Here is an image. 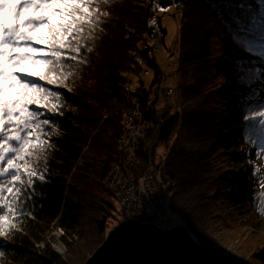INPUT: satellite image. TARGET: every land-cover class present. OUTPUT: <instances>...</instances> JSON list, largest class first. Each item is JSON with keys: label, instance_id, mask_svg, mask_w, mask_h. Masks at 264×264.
Listing matches in <instances>:
<instances>
[{"label": "trees", "instance_id": "obj_1", "mask_svg": "<svg viewBox=\"0 0 264 264\" xmlns=\"http://www.w3.org/2000/svg\"><path fill=\"white\" fill-rule=\"evenodd\" d=\"M174 7L180 12V81L170 110L161 113L149 104L162 75L153 61L151 42L156 31L165 38L167 28L161 13L164 10L174 16L170 11ZM99 8L103 23L92 30L95 39L88 42L89 50L77 57L78 62L66 65L70 72L65 73L66 79L57 81V85L66 87L40 82L60 91L66 107L47 133L50 148L34 154L33 159L39 158V168L47 174L16 205L24 215L13 219L11 229L0 240V264H77L101 244L112 215L130 216L118 205L104 178L115 164H122L135 177L146 168L147 159L145 162L143 158L140 167L127 164L116 140L133 99L156 123L144 141L164 148L159 166L169 193V211L178 214L197 238V228L203 226L214 201L208 192L216 185L212 178L221 176L224 169L215 162L219 155L209 156L207 140L216 136L206 137L208 131L217 128L222 115L195 113L196 103L204 96L224 99L228 95L241 118L238 130L242 149L249 155L257 154L264 144V128L258 120L245 118L253 111L264 110L260 108L264 104V0H108ZM207 24L227 47V60L220 64L217 78L213 76V60L210 63L197 53ZM147 62L157 68L149 85L142 77ZM131 75L136 76L138 86L133 99L125 90ZM225 81L229 83L228 93L214 92ZM210 85L213 87L206 94ZM41 118L51 119L48 114ZM215 144L219 145L218 140ZM29 164L36 167L33 161ZM257 166L264 169L263 163ZM243 171L252 181L245 204L264 219V195L255 182L254 167L247 164ZM54 226L64 233L66 255L49 244V231ZM79 228L83 233L74 237Z\"/></svg>", "mask_w": 264, "mask_h": 264}, {"label": "snow or ice", "instance_id": "obj_2", "mask_svg": "<svg viewBox=\"0 0 264 264\" xmlns=\"http://www.w3.org/2000/svg\"><path fill=\"white\" fill-rule=\"evenodd\" d=\"M107 3L0 0V240L11 229L13 219L24 215L16 205L38 181L45 180L47 172L39 168L40 160H34V154L50 148L47 133L66 107L60 91L40 82L66 87L57 81L70 72L66 65L78 62L77 57L89 50L88 42L95 39L92 30L103 23L99 5ZM31 105L42 107L43 112L30 110ZM44 114L51 119H42ZM245 118L258 120L264 128V110ZM257 154L264 157V144ZM253 167L255 182L264 195V169Z\"/></svg>", "mask_w": 264, "mask_h": 264}, {"label": "rangeland", "instance_id": "obj_3", "mask_svg": "<svg viewBox=\"0 0 264 264\" xmlns=\"http://www.w3.org/2000/svg\"><path fill=\"white\" fill-rule=\"evenodd\" d=\"M170 11L174 13V16H170L168 13H165L164 10H162L161 13L162 24L167 28L165 38L156 31L158 36L157 38H152L151 44L152 56L154 58L153 61L162 74L161 82L163 89L166 86L174 88L175 95L177 91L176 84H179L178 81H180L177 68L180 51L178 43L179 20L177 16L180 12L176 7L172 8ZM159 15L160 14L158 13V16ZM213 35L214 30L212 26L207 24L205 31L201 34L200 47L197 53L200 57L209 60L210 63L211 60H213L212 64H216L213 67V76L215 74L217 78L219 76L218 70L220 69V64H222L224 60H227V47H225L226 45H224L221 38H219L216 34L214 36ZM162 38L164 39L162 40ZM147 63L145 64L144 71H148L149 73L147 74L144 72V76L142 77L145 79L146 84L149 85L156 66L152 67L150 62ZM127 81H131L135 85L137 78L135 75H131ZM212 87L213 85H210L207 89ZM229 90V83L225 81L222 86H216L214 92H220L225 95ZM210 91L211 89L206 94H209ZM227 96H225L224 99L218 98L217 96L213 98V95L209 98L204 96V98L197 102L194 107V112L198 114L220 113L222 115L220 121L217 123V128L212 129L210 132L208 131L206 133V137L217 136L215 139L213 138L212 140H207V143H209L207 146L210 151L209 156L211 159L220 152H226V154L219 160L215 161L216 164L222 168V170L224 169V172L221 176L218 174H214L215 176L211 174L214 176L212 180L216 182V185L211 186L208 192H210V196H214V201L212 200L211 205H209V210L206 207L210 214L203 219V226H198L199 228L196 227L199 232V237L197 238L191 230H189V228L187 229L218 264H264V219L259 218L257 214L254 215L253 210L248 208L245 204L244 198L246 196V191L252 188V181H250L246 172L243 171L244 166L247 164H252L253 166H257L262 163L264 164V157H260L258 154L253 153L249 155L244 149H242L240 139L241 134L238 130L242 125L241 118L235 113L234 105L232 104L233 101L227 99ZM181 99L182 101L184 100L182 96ZM172 100L174 102L175 96L171 97V100L166 102V106H164L165 104H161V106H157L156 110L161 113L169 111ZM155 105L156 100L153 102L154 107ZM175 106L177 107V103ZM30 107L31 110L43 112V108L40 109L36 105H31ZM121 125L123 126L122 123ZM144 125L146 124L144 123ZM155 128L156 125L154 129ZM149 134L151 135L150 131L143 132L141 138L139 140L136 139V149L132 152H129L126 148L123 149L120 147L125 152V160L127 159V156H130L131 154L136 157L132 159L133 163H130L131 165L140 167L144 164L142 158L145 159V162L147 159L146 168L142 171L139 177H135L134 175L126 172L128 176L136 180L143 178L148 174V168L152 163V159L150 160L149 157L150 155L153 156V153L155 152L154 148H158L159 150L160 156L157 159L156 169L161 175L159 162H162L163 160L164 148L162 145L155 144L154 142H145L143 137L146 138ZM216 140H218L219 145H213ZM152 143L153 145L151 146ZM198 148L199 146H196L194 149L197 150ZM79 162L82 164L81 161ZM120 165L124 169V166L122 164ZM162 181L167 187L163 178ZM166 193L167 199L169 200L168 189ZM118 205H121L119 201ZM211 207L213 208V211L211 210ZM135 214L136 218H133L146 222L143 215V217L140 218L141 214ZM170 214L172 216L179 217L178 214L173 212H170ZM112 216L113 218L110 219V223L108 224L109 229L105 236H103L101 244L106 240L108 234L113 228L128 219V217L122 213ZM179 221H181L182 224L172 219L171 227L177 225H184L187 227V225L183 223L184 220L181 217H179ZM82 233V228H79L74 237L81 236ZM50 243L52 247L61 252V254H67L68 245L64 240V233L62 230L56 228V226L49 231V244ZM100 245L97 244V247H94L95 249L92 250V253ZM89 256H85L84 254L83 258L78 260L76 263L83 264L85 259Z\"/></svg>", "mask_w": 264, "mask_h": 264}, {"label": "water", "instance_id": "obj_4", "mask_svg": "<svg viewBox=\"0 0 264 264\" xmlns=\"http://www.w3.org/2000/svg\"><path fill=\"white\" fill-rule=\"evenodd\" d=\"M83 264H218L186 226L161 228L154 222L127 219Z\"/></svg>", "mask_w": 264, "mask_h": 264}, {"label": "built area", "instance_id": "obj_5", "mask_svg": "<svg viewBox=\"0 0 264 264\" xmlns=\"http://www.w3.org/2000/svg\"><path fill=\"white\" fill-rule=\"evenodd\" d=\"M157 36V33H155L154 37L157 38ZM145 73L148 74L149 72L145 71ZM125 90L132 97V99L135 98L134 94L137 91V87L131 81L126 82ZM173 93V88L166 86L163 89L161 82L160 87L157 88L154 95H152V99L149 104H153L154 100H156L155 108H157L159 95L164 96L167 101H170ZM132 101V106L136 108V111L139 112L140 115H137L134 111L127 115L126 120H122L124 132L119 137V142L122 148L124 149L125 146H127L130 152L136 149V139H138L143 132L153 130L156 125L155 120L148 117L145 111L141 109V103L135 99ZM144 123L146 125H144ZM159 156L158 152L157 156L152 158L151 166L147 171L148 174L143 178L136 180L128 176L120 164H115L106 175L104 182L114 191V193H117L119 201L125 203L126 200L128 205L124 208L127 212L131 211L132 213H139L144 216L146 222H154L159 227L165 229L171 227L172 224L170 222L172 219L176 220L180 224H182V222L179 221L178 216L176 217L170 214L166 195V186L162 181L160 173L156 169V163ZM134 158L136 157H134L133 154L127 156V159L131 161V164L133 163L132 159ZM133 191L135 193H133ZM40 245L42 246V243Z\"/></svg>", "mask_w": 264, "mask_h": 264}, {"label": "bare ground", "instance_id": "obj_6", "mask_svg": "<svg viewBox=\"0 0 264 264\" xmlns=\"http://www.w3.org/2000/svg\"><path fill=\"white\" fill-rule=\"evenodd\" d=\"M31 79H33V78H31ZM135 86L136 87H138L137 86V82H136V84H135ZM137 90H138V88H137ZM136 93V92H135ZM135 95V94H134ZM164 100V101H163ZM167 100H166V98L164 97V96H162V95H159V99H158V106H161V104H165V102H166ZM165 106V105H164ZM39 108H42V107H39ZM135 111V113L137 114V115H140V113L139 112H137L136 111V108L134 107V106H131L129 109H128V111H127V113H126V115H125V117L123 118V120H126L127 119V115L129 114V113H131V112H134ZM124 132V125L122 126V131L117 135V137H116V140H117V143H118V145L120 146V147H122L121 146V144H120V142H119V137L122 135V133ZM143 137V136H142ZM217 137V136H216ZM141 138V136H139L138 137V140ZM143 138H145V137H143ZM153 145V143L151 144V146ZM125 148H127V150L130 152V150L128 149V147L127 146H125ZM224 151V150H223ZM157 153H158V150L156 151V152H154L153 153V156L152 155H150V160L152 159V158H154L155 156H157ZM226 154V152H220V153H218L217 155H219V157H218V159L217 160H219L220 158H222L224 155ZM125 162L127 163V164H130L131 163V161L130 160H128V159H126L125 160ZM134 166V165H133ZM124 172H127L126 170H124ZM106 177V176H105ZM105 179V178H104ZM104 184H105V182H104ZM106 185V184H105ZM107 186V185H106ZM108 187V186H107ZM109 188V187H108ZM111 189V188H110ZM112 190V189H111ZM113 191V190H112ZM114 192V191H113ZM133 193H135L134 191H133ZM114 195H115V198L117 199V201H119V199H118V196H117V193H114ZM120 203H121V205L123 206V207H125V206H127L128 204L126 203V200H125V203H126V205H125V203L124 202H122V201H119ZM131 214H130V213ZM128 213L130 214V215H136L135 213H132L131 211H129ZM128 219H135V218H133V217H131V216H129L128 217ZM206 251V250H205ZM59 252V251H58ZM59 253H61V252H59ZM209 255V254H208ZM210 256V255H209ZM211 257V256H210Z\"/></svg>", "mask_w": 264, "mask_h": 264}]
</instances>
